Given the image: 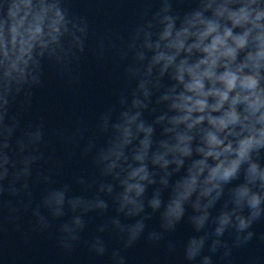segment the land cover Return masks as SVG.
<instances>
[{"label":"water","instance_id":"95a60500","mask_svg":"<svg viewBox=\"0 0 264 264\" xmlns=\"http://www.w3.org/2000/svg\"><path fill=\"white\" fill-rule=\"evenodd\" d=\"M56 2L77 40L64 37L63 53L37 57L39 67L32 76L39 83L30 76L19 91L15 84L7 97L0 91V264H204L205 257H211L210 264H264V213L243 232L237 230L233 216L223 235H215L220 215L236 207L233 190L245 182L247 164L208 209L199 230L192 221L202 215L193 209L195 194L173 229L162 218L174 185L200 158L195 153L199 137L192 143L193 156L185 159L178 172L175 164L167 169L152 164V154L161 151L160 143L173 142L172 134L164 129L170 127L167 120L175 113L162 97L176 81L171 68L161 75L162 65L152 66L149 74L156 50L146 47L145 38L151 44L159 41L165 16L172 17L174 31L179 30L186 17L202 10L203 0ZM204 15L210 18L211 12ZM183 57L182 53L177 62ZM196 57H190V62ZM134 100L143 107H133ZM125 112H139L137 123L153 128L145 164L154 183L144 182L145 192L138 198L143 211L135 215L128 214L131 206L120 210L121 181L129 166H139L133 156L143 133L125 147V158L111 172L107 171L109 162L102 158L116 142L115 126L123 123ZM161 116L165 119L158 123ZM260 163L264 166V149ZM163 179L167 186L161 183ZM55 193L64 197L58 215L57 205L50 203ZM157 193L162 207L153 211L149 202ZM101 203L106 207H100ZM238 211L250 214L247 206ZM137 222L143 223V231L129 243V229ZM249 231L254 235L246 241ZM192 238L204 243L189 261L186 249Z\"/></svg>","mask_w":264,"mask_h":264},{"label":"clouds","instance_id":"9594fccd","mask_svg":"<svg viewBox=\"0 0 264 264\" xmlns=\"http://www.w3.org/2000/svg\"><path fill=\"white\" fill-rule=\"evenodd\" d=\"M208 11L210 18L204 15ZM163 22L165 27L159 41L151 44L146 36L145 44L156 50L149 74L154 65H162L161 75L173 69L176 86L162 97L170 102V110L175 113L167 120L170 127L164 129L165 133L172 134L173 142L160 143L161 151L152 154V164L161 169L175 164L178 172L185 159L193 156L192 143L197 136L199 144L195 153L200 158L191 163L187 175L174 185L172 198L163 205L162 218L166 227L173 229L184 216V205L195 194L192 206L202 215L193 217L192 221L199 230L208 218V209L220 198L224 188L239 178L242 166L247 164L245 182L233 190L236 207L220 215L215 235H223L233 216L237 230L243 232L264 213L261 207L264 166L260 163L264 149V85L261 83L264 80V0H203L202 10L186 17L179 30L174 31L172 17L165 16ZM68 23L56 0L51 3L48 0H0V91L4 97L13 84L19 91L30 76L39 83V78L32 76V71L39 67L37 57L45 53L49 56L63 53L61 41L64 37L77 40ZM182 53L184 57L177 62ZM194 54L197 57L190 62ZM140 87L143 88V84ZM7 103L4 99L3 104ZM133 107L143 105L134 100ZM139 117V112L122 114L123 123L115 126L116 142L102 157L109 162L107 171L111 172L117 162L125 158V147L136 135L143 133L133 156L139 166H129L126 178L121 181L124 191L120 210L131 206L129 215L143 211L138 198L145 192L144 182L154 183L145 164L153 128L145 127L143 122L137 123ZM164 119L161 116L157 122ZM4 162L7 163V158ZM161 183L167 186L168 181L163 179ZM63 200L62 193H55L50 200L57 205V215ZM202 200L207 202L202 205ZM99 206L106 207L103 203ZM149 206L153 211L162 207L159 193L150 200ZM245 206L250 209L248 216L238 211ZM76 223L80 221L77 219ZM143 228V223L137 222L129 229V243L138 238ZM253 235L249 231L244 239L251 240ZM203 243V239H190L186 259L194 260ZM218 243L214 241L213 252ZM210 260L211 257H205L204 264H210Z\"/></svg>","mask_w":264,"mask_h":264}]
</instances>
